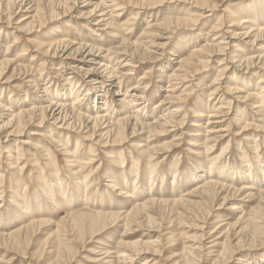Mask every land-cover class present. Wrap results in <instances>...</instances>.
<instances>
[{"label": "rangeland", "instance_id": "374dc122", "mask_svg": "<svg viewBox=\"0 0 264 264\" xmlns=\"http://www.w3.org/2000/svg\"><path fill=\"white\" fill-rule=\"evenodd\" d=\"M71 1H76L73 11L58 18L44 9L46 0L37 1L44 10L34 19L36 6L18 10L0 0V62L8 59L10 64L0 77V103L6 106L0 110V264H264V112L252 106L261 102L264 108V83L258 85L261 77L264 81V67L247 70L237 63L252 55L264 62V32L255 41V33L243 36L251 24L264 26V0H204L215 5L209 9L203 0ZM91 11L95 13L89 15ZM109 13L113 26L106 25ZM240 19L251 23L240 27L234 22ZM68 22L72 28L65 27ZM63 38L75 45L45 53L50 43ZM206 44L227 49L203 55V64L189 70L185 81L169 78L178 67L177 58L191 56ZM79 45L95 50L76 52ZM107 67L118 73L110 76ZM96 76L104 82L93 85ZM75 82L79 84L71 94L70 83ZM236 86L241 93L230 94L229 88ZM250 91L258 93V100L243 99ZM85 93L88 96L76 105L83 113L94 114L106 103L115 122L140 110L139 117L153 124L182 106L174 117L182 125H154L153 132L138 129L134 134L130 126L120 131L117 143L113 135L108 141L100 137L107 133L106 126L91 138L90 130L69 131L60 121L55 124L49 113L44 120L36 113L21 128L8 126L13 114L46 108L62 96L71 104ZM168 95L189 97L170 102ZM124 97L126 102L119 103ZM99 101L103 104H96ZM220 105L225 113L208 121ZM74 111L68 110L69 118ZM240 114L250 127L238 122ZM218 130L225 131L207 152L203 143ZM141 146L153 159L142 154ZM226 147L230 168L220 169L225 154L210 172L211 159ZM42 148L51 150L49 160ZM90 149L97 155L94 169L99 167L85 183L84 173H75V164L67 163V153L88 154L78 160L93 158ZM249 169L255 180L247 178ZM221 171L228 172L224 181L218 177ZM136 174L134 198L125 199L119 189L135 182ZM60 179L62 188L67 187L65 195L55 185ZM209 180L228 188L216 190L210 199L200 192ZM81 195L89 199L79 203ZM63 196L72 199V205H63ZM37 203L43 212H23L25 206L34 210ZM139 205L142 209L133 212ZM73 208L79 210L76 216L102 215L94 218V232L64 225ZM40 219L50 223L14 236Z\"/></svg>", "mask_w": 264, "mask_h": 264}, {"label": "bare ground", "instance_id": "6f19581e", "mask_svg": "<svg viewBox=\"0 0 264 264\" xmlns=\"http://www.w3.org/2000/svg\"><path fill=\"white\" fill-rule=\"evenodd\" d=\"M6 1L8 2L7 4L13 6V9L16 7V8H18V10L26 9L29 6H31L27 10V11H29L30 9H32L33 7L36 6V8L32 11V12H34V16H33L34 19L36 18V16H38L42 12L41 10H44V9H46V11L48 13H50L52 15V17L58 18L60 16L68 15L69 13H71L73 11V9L75 7V4H76V1L73 2L71 0H46L47 1V5H45V8L44 9H41L40 6L37 5V1L40 2V0H6ZM27 2H29V3L27 4ZM201 4L203 6H207V8H205V9L215 8L214 7L215 5L209 4V3L205 2L204 0L202 1ZM26 5H29V6L28 7H25ZM0 6H1V3H0ZM102 7H104V11L107 12L106 11L107 9L105 8V5H103ZM96 8L98 9V7H96ZM95 11H96V9H95ZM95 11H91L89 15H93L95 13ZM105 15H107V14H105ZM108 15L110 16V20H108V21L106 20V22H107L106 25L107 26H113V20L111 19L112 13H109ZM11 16L12 15L9 14L8 17H7V21H8L7 24L8 25L10 24ZM0 20H1V18H0ZM104 21L105 20L102 19V22H104ZM234 22L239 23L240 27H242L243 25H247V24H250L251 23V21L250 20H247V19H240V20H237V21H234ZM251 25H253V26L249 27L247 29L246 33L244 35L243 34L242 35L243 36H249V34L251 32L252 33H255V35H254L255 36L254 37V41H255L256 39L259 38V35L264 32V26H259V25H255V24H251ZM65 27L72 28L73 25L70 24V22H68V23H66ZM217 28H220V27L219 26L218 27H215V29H217ZM14 43L16 45L17 38L15 39ZM222 44L223 43H219V45H221V46H222ZM70 45H75V44H73V41H71V39H65V38L58 39L57 41L50 43L49 47L46 48L45 53L48 54L53 49L54 54H57L59 51H63V50L68 49L70 47ZM13 46L14 45H12V47ZM207 46H208L207 44L204 45V46H202L199 50L194 51V53L191 54V56L177 58L178 60L176 61V65L178 67H177V69L175 71H172V73H169L170 74L169 78L171 80H182V81H185L186 75H188L189 70H192L197 65V63L198 64H200V63L203 64L202 59H201L203 55H206V54H208L210 52L215 53L216 51L218 53H224L226 51V49H227V46L220 47V46L213 45V46H210V47L206 48ZM85 49H90V48H88L87 46L79 45L78 48L76 49V52H79V51H82V50H85ZM94 50H95V47H91L90 53H92ZM238 51H240V50H238ZM230 60H231V63H234V61H235L234 59H230ZM237 63L239 64L238 67L245 66L247 68V70L249 68H254V66H256L257 64H261L264 67L263 58L262 57H259V56L256 57L255 55H252V56H249V57H245L244 59H241L240 58L237 61ZM221 65H223V64H221ZM9 66H10V64H9L8 59H5V60H3V62H0V77L9 68ZM227 68L228 67L222 68L221 69L222 70L221 72H223V74H224V72L227 71ZM105 72L109 73L110 76H115L118 73V71L116 69L114 70L112 67L105 68ZM182 73H185V74H182ZM261 78L259 79L260 81L258 82V85H260L261 83H264V81ZM219 79L220 78H216L214 81L219 80ZM91 82H92L93 85H98V84H101L102 82H104V80L103 79L100 80V78H98V76H96V77H93V79H92ZM78 84L79 83H76V82L75 83H70L71 89H70L69 92L71 94H74L73 92L75 91V87ZM114 85H116V84H114ZM73 86H74V88H73ZM169 87H172V86H169ZM262 89H264V87ZM87 90H88L87 92H90V88H88ZM164 91L165 92H170L171 90L165 89ZM241 91H242V89H241L240 86L239 87L236 86V87H234L232 89L229 88V90H228V92L230 94H234V95L235 94H238V93H241ZM45 92H46V90H45ZM57 94H60V93H57ZM115 95L116 96H119L120 95L119 94V91L115 92ZM87 96H88V93H85V94L81 95L80 97H77L75 99V102H73L71 104L68 103V98H64L62 96L61 100H59V101L57 100V102L50 101L49 102V105L46 108H33L32 107L29 110L20 111L18 114H13L10 117V121H8L9 122L8 123V126L15 124L17 128H21V126L26 125L28 121L30 123L31 117L32 116L34 117L36 115V113L42 114L43 115L42 116L43 117V120L46 119V117L49 116V115H47L49 113L50 114V117L53 116V120H54L55 124L60 121L61 122V125L63 127H65L66 130H69V131L74 130L76 128H78L81 131L90 130L89 133H90V137L91 138L92 137H95L97 135V132L98 131H101V133H102V131L104 129L101 130L102 129L101 127L102 126H106V130H108L107 133L106 134H102L100 137L101 138H104L105 136H107V138H108L107 141H108L110 139V136L113 135L114 136L113 141H114V143H117V142L120 141V133L122 132L121 130L126 131V129L130 128V126H133L132 127L133 128V132L132 133L134 134V133H136L138 131V129H141V130L148 129V130H150V131L153 132L154 129H155L154 125H156V126L157 125H160V126H163V127H167L171 123H174L175 124L176 122H175V118L174 117H176V113H179L180 112V109L182 108V106H176L175 109H173V111H172L173 113L168 112V114H165L163 116H159L154 121L153 124L146 123V121L142 117L141 118L139 117L138 113H140V110L136 112V114H137L136 116H133L135 118H133L131 116H126V117L123 116V117H119L117 119V121L115 122L113 120V118L107 114L108 110L110 109L109 105L106 104V103L103 104L102 101L101 102L100 101L99 102H96V104H100L101 103L103 105H101V107L95 108L96 109V112L94 114L89 113V111H86V110H85L84 113L82 112V110H80V111L79 110H76L77 109L76 108V105L77 104H80L83 100H85V98ZM258 96L259 95H258V93L256 91L255 92L254 91H250L247 94V96L245 98H243V99L244 100H248V101H256V100H258ZM125 97H127V95ZM125 97L123 99H119L118 100L119 103L124 104L126 102L124 100V99H126ZM188 97L189 96L185 97V99H176V98L170 97V95H168L166 100H168L170 102H173V101L182 102V101H187L188 100ZM140 99H143V98L140 97ZM95 100L97 101V99H95ZM133 101H135V100H133ZM133 101H131V102H133ZM2 104H4V103H0V110L6 108V106L5 105L3 106ZM103 106H105V107H103ZM222 106L223 105H220V107L217 110H215L216 115L210 116V118H208L207 120L210 121L211 118H213V119L214 118H217L218 117L217 114H223V113H225L224 112V109L225 108L222 107ZM229 106H230L229 108L232 109V104L229 105ZM252 106H253V109L259 110V111H257L258 113L264 112V108H263V106H261V102H257L255 104L253 103ZM9 108H12V107H9ZM103 108H105V109H103ZM69 109L70 110H75L74 111L75 114H73V117L71 116V118H69V115L67 114ZM8 111L9 112H12L11 109H8ZM56 113H57V115H56ZM227 113L229 115L230 111H227ZM243 116H244V114L243 115L240 114V117L238 119V122H240V123L243 122V124H244L243 127L244 128L250 127L251 124L246 123L244 121ZM133 119H134V122L135 123L132 125V120ZM215 123H217V122H215ZM15 125H14V127H15ZM180 125H182V124H177L176 123V126H180ZM226 128L229 129L230 126H226ZM214 129L215 128H212V130H214ZM212 130H211V132H212ZM224 131L225 130H220L219 132H214L215 133L214 136H210V138H206V140H205V142L203 144H205V149H207V152H210V150L215 147L211 143L213 141L216 142L218 139H220L221 136H219V135H220V133H222ZM47 138L49 140H52L53 139L51 136H47ZM57 144H60V142H58ZM203 144L196 145L195 147L198 148V147L202 146ZM142 147L143 146L139 147V149H141L142 154H145V155L147 154L148 156H146V157L148 159H153V157H154L153 154L149 155V152L147 151V149H144ZM227 147L222 152H219L218 154H216V157H213L211 159V162L210 163H211L212 167L210 169V172L212 171V169L214 167H216L218 165L220 166V164H222V161L221 160L223 159L222 157L225 154H226L225 155V158H224L225 159V165L224 164L221 165L220 166V169L224 170L226 167L227 168H230L229 166L231 164L229 163V160H228L229 153L227 154ZM66 152H68V151H66ZM90 152H91V154H93V156H91L93 158H87V159H81V160H78V157H83V156H86L88 154L79 153V152L67 153L68 157L71 158L70 159L71 161L67 160V163H72L73 162L75 164L73 167L78 169V171H76L75 173H77V174L84 173V175H85L84 176L85 177L84 178L85 179V183L90 178L89 177V174L93 170H95V169H97L99 167V166L98 167L96 166V168L94 169L95 164L97 163V160H95L94 157H96L97 155H96V152L94 150H91L90 149ZM42 153L44 154V156H45V158L47 160L50 159V157H51L50 154H52L51 150H47L46 148H42ZM195 153H197V152L195 151L194 154ZM260 170L262 171L261 168H260ZM135 171L137 172L136 169H135ZM248 172H249V174L247 173V175H246L247 178H251L252 180H255V176H254L255 173L252 172V171L250 172V169L248 170ZM42 173H43V170H42ZM261 173L264 176V170ZM55 174H57V173H55ZM227 174H228V172H226V171L219 172V174H218L219 180H223L224 181V179H227L226 178ZM138 179H139V176L137 175V176H135V180L136 181L133 182L132 184L131 183H128V182L127 183L125 182V184H123V187L124 188L123 189H119L120 196H123V198H125V199L126 198H129L130 199L132 197L134 198V195L136 193V189L135 188H137L136 182H137ZM63 182L64 181L62 179L58 180V183L57 184H55V182L52 181L53 186L55 184V185H57V188H60L61 187V191H60L61 192L60 193L61 195H65L67 193V187H66V189L65 188H62V187H64L63 186ZM226 186L227 185L224 184V183H220V182L214 181V180L213 181H210L209 180V182H206L204 184V186L202 187V190H200V192H201L202 195H208L209 194V198L211 199V197L216 192V190H219V191L223 190L224 191L225 189L228 188ZM88 187H89L88 184H85V189L88 190ZM113 187L115 188L114 185H113ZM246 189H249V188L246 187ZM209 191H211V192H209ZM49 193L54 194V192L51 191V190H50ZM48 195H49V197L51 196L50 194H48ZM64 197L65 196L62 197L63 198L62 200L65 199ZM88 197L87 198L83 197V199H82V195H81V200L79 201V203L80 202H83L84 200L87 201L89 199ZM70 200H72V199L66 198V200H64V202H63V205H67V206L72 205ZM182 201H183L182 199L181 200H178V201H175L174 204L179 203V202L182 203ZM176 205H178V204H176ZM73 209H76V211H73L72 213H70V215L67 216L66 219H64V221H63V223H65L64 225H66L67 228H70V225H72V228H74L76 231H79L81 233H83L84 231H88V230H90L91 232L92 231L94 232L95 231V230H93V229H95L94 228V225H96V222L94 221V218L95 217H101L102 215L97 214L95 216H92V219H90L91 218L90 215H88L86 213H80L79 215L76 216V214L79 213L78 212L79 210L77 208H73ZM141 209H142V206L141 205L136 206L133 209V212L138 213ZM30 211H31V214H30ZM30 211H29V209H28L27 206H25V208L23 209V212L25 214H29L31 216L33 214H35L36 212L37 213H41L44 210H42L41 205L39 203H37V204H35L34 210H30ZM129 215H128V217H129ZM33 217H35V215ZM47 220L46 219H40V220H37L35 222H32L31 224H28L27 226H24L23 229L21 228V231H19V233L14 234V236L17 235V234H20L21 232H26L27 233V232L31 231L32 228L36 224L39 225V226L44 225V224H49L50 221H47ZM102 227H104V226L101 225L99 227V229L102 228ZM8 236L11 237L12 235L9 234Z\"/></svg>", "mask_w": 264, "mask_h": 264}]
</instances>
